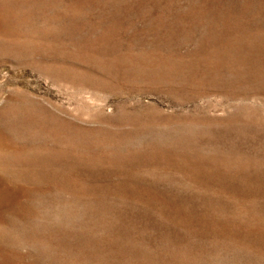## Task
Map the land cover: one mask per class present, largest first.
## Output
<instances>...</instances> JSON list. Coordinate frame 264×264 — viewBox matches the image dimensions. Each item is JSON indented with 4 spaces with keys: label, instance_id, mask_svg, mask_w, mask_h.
<instances>
[{
    "label": "rangeland",
    "instance_id": "obj_1",
    "mask_svg": "<svg viewBox=\"0 0 264 264\" xmlns=\"http://www.w3.org/2000/svg\"><path fill=\"white\" fill-rule=\"evenodd\" d=\"M0 264H264V0H0Z\"/></svg>",
    "mask_w": 264,
    "mask_h": 264
}]
</instances>
